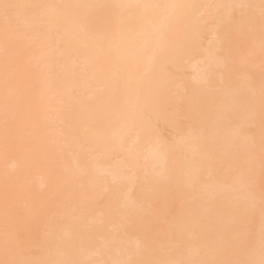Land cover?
Returning <instances> with one entry per match:
<instances>
[{
	"label": "bare ground",
	"instance_id": "bare-ground-1",
	"mask_svg": "<svg viewBox=\"0 0 264 264\" xmlns=\"http://www.w3.org/2000/svg\"><path fill=\"white\" fill-rule=\"evenodd\" d=\"M0 264H264V0H0Z\"/></svg>",
	"mask_w": 264,
	"mask_h": 264
}]
</instances>
